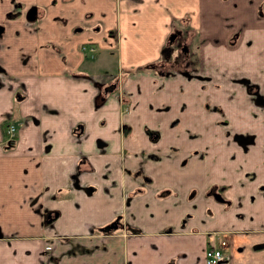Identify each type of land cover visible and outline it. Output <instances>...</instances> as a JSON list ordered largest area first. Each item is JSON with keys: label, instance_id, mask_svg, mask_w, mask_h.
<instances>
[{"label": "crops", "instance_id": "crops-1", "mask_svg": "<svg viewBox=\"0 0 264 264\" xmlns=\"http://www.w3.org/2000/svg\"><path fill=\"white\" fill-rule=\"evenodd\" d=\"M188 2L0 0V264H205L213 232L227 240L225 264H264V37L216 13L207 29L199 14V61L162 75L147 66L162 55L151 33L167 37L169 18L159 17L183 15ZM201 73L221 85L202 89ZM242 76L260 83L262 98L237 87ZM169 85L181 107L164 106V127L158 116L141 121L163 133L153 141L160 157H146L149 135H121L119 109L130 102L121 121L138 122L146 93ZM174 118L184 138L167 134ZM10 122L18 135L8 147ZM213 183L227 186L230 206L206 195ZM165 187L173 193L159 196ZM50 210L56 219L44 224ZM118 215L130 229L103 228Z\"/></svg>", "mask_w": 264, "mask_h": 264}, {"label": "rangeland", "instance_id": "rangeland-1", "mask_svg": "<svg viewBox=\"0 0 264 264\" xmlns=\"http://www.w3.org/2000/svg\"><path fill=\"white\" fill-rule=\"evenodd\" d=\"M230 0H190V8H186L185 13L179 14L178 17L176 14H173L174 8H171V11L169 14L161 15L159 19L165 18L167 16L169 18V27H171V32H174V35L167 37H164V33L160 36L159 32L154 35L151 33V37L154 41L160 40V42H163V46H161V51H163V57L160 54V57L165 59L162 63L160 60L156 64L157 66H161L162 70H166V72L179 73L183 72L186 69L192 70L193 66L199 61V44H200V37L198 35L199 30L197 27L196 21L199 19V14L201 21L207 25V29L209 28V23L211 22L210 16L211 13H216L215 18H219L222 15H227V19L224 21V24L227 26H234L239 25V22L242 23H248L255 25L253 31H248V33H251L255 36L264 37V30L259 31L257 30V25L264 26V0L259 1L258 0H233L235 5H231L229 2ZM181 2V0H179ZM187 3L188 0H186ZM171 3L173 4V0H171ZM195 5L196 7V15H194L193 10L191 8ZM257 5V6H256ZM229 8L234 11V15H229L228 10ZM178 10V9H177ZM179 11V10H178ZM181 12V9H180ZM179 12V13H180ZM152 30V26L150 27ZM239 29V28H238ZM236 29L229 37V44L235 45L239 37L241 36V31ZM206 31H203V39H206L204 36ZM148 33V32H147ZM153 33H156V31H153ZM222 34V33H220ZM157 37V39L154 38ZM221 36H218L217 39L220 40ZM208 40V39H206ZM250 44L252 43V40H249ZM261 53H264V40L262 41V47H261ZM195 58V59H194ZM172 67V68H171ZM153 68V67H148ZM165 72V73H166ZM190 73H192L190 71ZM201 85L202 89L204 87H209L211 85L214 86H220L221 80H210V74L201 73ZM223 81H226L225 79L221 78ZM234 83H237V87L240 90H246L250 92L252 96L262 98L261 94L259 93V86L260 83H255L256 81H253L252 79L248 77H240L237 78ZM145 88H147V83H144ZM163 87V86H162ZM160 86V89H162ZM171 86L169 85L167 88H165L162 91H159L158 94H147L146 98V107L145 104H142V110L145 111L144 115L141 112L140 118H138V122H125L121 121V116L126 114L130 110V102H128L127 105L121 106L119 109L120 117L119 120V130L121 135L123 134L122 126H125L124 124H127V128L129 133L131 134V137H134L137 135L138 132H143L146 136L147 134V128L149 127V122H141L145 117L147 119H152L156 116L159 117V121L157 122L161 127H164V118L168 114L167 108L164 106L171 105L173 109L178 110L181 107V104L179 105V99L176 93L173 92V90L169 91V88ZM261 87V86H260ZM143 95V101H144V95L145 90H142ZM260 103V102H259ZM264 103V100L261 102ZM141 105V101L138 103L137 107ZM205 112L209 113L212 112L214 109L213 105H210L208 102H205ZM152 112V113H151ZM142 116V117H141ZM163 121V122H162ZM222 121V120H221ZM140 122V123H139ZM105 123V122H102ZM137 123L139 124V127H137ZM225 123V122H220ZM167 128L170 129L166 130L169 137L174 138H184V133L182 132L179 126L180 122H178V118H174L172 122H166ZM179 126V127H178ZM158 129V128H156ZM161 133L160 138H162L163 133L161 129H158ZM166 134V136H168ZM244 134H236V137L240 140L241 137H244ZM148 138V137H147ZM159 138V139H160ZM145 148H148V152H146V157H152L150 153L157 152L154 150L155 145L153 144V141H149L144 143ZM172 151H177L179 147L176 144H173L171 147ZM192 150V149H191ZM193 152H196L193 148ZM158 153V152H157ZM140 155H143L141 152ZM162 155V154H161ZM154 157V156H153ZM162 160H167V156H161ZM152 161H154L152 158H150ZM156 163V161H155ZM156 166V164H154ZM196 165H186L185 172H192ZM213 169V168H208Z\"/></svg>", "mask_w": 264, "mask_h": 264}, {"label": "flooded vegetation", "instance_id": "flooded-vegetation-1", "mask_svg": "<svg viewBox=\"0 0 264 264\" xmlns=\"http://www.w3.org/2000/svg\"><path fill=\"white\" fill-rule=\"evenodd\" d=\"M171 35L173 36L174 35V32H170L169 36H171ZM83 45H85L84 48H88L91 51L97 50V45L94 42H92V43L89 42L88 45H86V43H84ZM164 50H165V48H164ZM164 50H162V57H163V51ZM162 59L163 58L160 59V62L161 63H162ZM164 60L165 59H163V61ZM147 66L148 67H153V68H159L160 71L162 70V67L161 66H157L153 62H151V64H149ZM166 73H168V72H166ZM166 73H162V75H164ZM115 82H117V80ZM124 125L125 126H122L123 134L124 135H129L130 133L128 131V128L126 127L127 124H124ZM10 126H14V130H13V132L11 134H9V132H8V129L10 128ZM158 129L152 128L151 126H149L147 128V134L149 135V138L151 139V141L157 142V141H159L161 139L160 138L161 133H160V131ZM4 130H5V134H6L7 138H8L7 139V142H6V146L11 147L15 143V141H16V138H17V135H18V126H17L16 123L10 122V123H8L6 125V127H5ZM150 155L152 156V158H159L160 157V154H158V153H150ZM143 177H144L145 181H147V182H150L151 179H152L151 178V175H149L147 173L146 174L144 173L143 174ZM226 187L227 186L224 185V184L213 183L206 190V195H209V196L213 197L218 202L225 203L226 206H230L231 203H232V200L229 197H227ZM142 190H143V188L142 187H139V188H137V190L135 191V193L141 192ZM167 193H173V190L165 187V188L161 189V192L159 193V196H163L164 194H167ZM218 196H220L222 199H220ZM57 213H58L57 210H50V211H48L47 214H46L47 217H46V219L44 221V224L45 223L46 224L52 223V221H54L56 219ZM111 222H112V224H111V228L110 229L114 228L119 223H120V227H128V225H130V224H127V226L124 225L121 215H118V217L115 218V220H113ZM128 228L130 229L131 227H128ZM107 230H109V229H107ZM133 231L134 232H139L140 229L138 227H133ZM221 236H220V234L218 232H213L212 234L209 235L208 243H207V246L205 248V253H204V255H205L204 256L205 264H207V262H206V253H207V250L210 247H212L213 245L219 247L220 249H222V252H223V257L220 260H218L217 263H214V264H225L227 262V259L228 258H227L226 254L224 252V249H223V247H225V245L227 244V240L224 239V238L222 239ZM51 249H52V245L47 244V243L44 244L43 251L48 252Z\"/></svg>", "mask_w": 264, "mask_h": 264}, {"label": "built area", "instance_id": "built-area-1", "mask_svg": "<svg viewBox=\"0 0 264 264\" xmlns=\"http://www.w3.org/2000/svg\"><path fill=\"white\" fill-rule=\"evenodd\" d=\"M14 130V126H10L8 129L9 134H11ZM223 257L222 249L217 246H212L207 250L206 253V262L207 264L217 263Z\"/></svg>", "mask_w": 264, "mask_h": 264}, {"label": "trees", "instance_id": "trees-1", "mask_svg": "<svg viewBox=\"0 0 264 264\" xmlns=\"http://www.w3.org/2000/svg\"><path fill=\"white\" fill-rule=\"evenodd\" d=\"M156 67V66H155ZM166 70H161V73H165ZM117 88V82H110L104 85L103 92L115 91ZM112 222L103 225L104 229H110Z\"/></svg>", "mask_w": 264, "mask_h": 264}, {"label": "water", "instance_id": "water-1", "mask_svg": "<svg viewBox=\"0 0 264 264\" xmlns=\"http://www.w3.org/2000/svg\"><path fill=\"white\" fill-rule=\"evenodd\" d=\"M220 199H222L220 196H218Z\"/></svg>", "mask_w": 264, "mask_h": 264}]
</instances>
